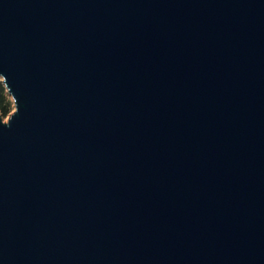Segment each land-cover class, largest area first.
Wrapping results in <instances>:
<instances>
[{"label":"water","instance_id":"95a60500","mask_svg":"<svg viewBox=\"0 0 264 264\" xmlns=\"http://www.w3.org/2000/svg\"><path fill=\"white\" fill-rule=\"evenodd\" d=\"M0 264H264V0H0Z\"/></svg>","mask_w":264,"mask_h":264},{"label":"trees","instance_id":"16d2710c","mask_svg":"<svg viewBox=\"0 0 264 264\" xmlns=\"http://www.w3.org/2000/svg\"><path fill=\"white\" fill-rule=\"evenodd\" d=\"M9 98L7 97L6 88L0 82V110L6 112L9 106Z\"/></svg>","mask_w":264,"mask_h":264},{"label":"rangeland","instance_id":"374dc122","mask_svg":"<svg viewBox=\"0 0 264 264\" xmlns=\"http://www.w3.org/2000/svg\"><path fill=\"white\" fill-rule=\"evenodd\" d=\"M1 82V81H0ZM2 83V82H1ZM6 93H7V97L9 98V106L7 108V111L4 112V111H1L0 110V113L2 114L3 116V120L4 121H7L11 115V113L15 110V105H14V101H13V98L11 97L10 94H8L7 90H6Z\"/></svg>","mask_w":264,"mask_h":264}]
</instances>
